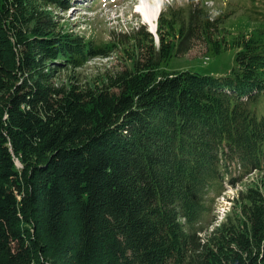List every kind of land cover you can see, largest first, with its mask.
Returning a JSON list of instances; mask_svg holds the SVG:
<instances>
[{"label":"trees","instance_id":"1","mask_svg":"<svg viewBox=\"0 0 264 264\" xmlns=\"http://www.w3.org/2000/svg\"><path fill=\"white\" fill-rule=\"evenodd\" d=\"M66 9L0 0V264H264L260 187L205 224L225 191L212 182L224 147L264 171V29L229 44L237 13L192 0L162 14L158 42L141 26L97 45L62 22ZM201 41L206 61L238 49L228 75L162 69ZM118 52L120 69L92 83L56 81L60 65Z\"/></svg>","mask_w":264,"mask_h":264},{"label":"rangeland","instance_id":"2","mask_svg":"<svg viewBox=\"0 0 264 264\" xmlns=\"http://www.w3.org/2000/svg\"><path fill=\"white\" fill-rule=\"evenodd\" d=\"M118 5L121 1L124 3L118 7L117 10L111 9L110 5L103 6L100 4V0H92L84 2L83 0H70L69 7L65 10H58L57 15L62 19V22L70 24L71 29L75 30L80 36L91 40L97 45L109 44L113 40L114 34L127 32H137L140 27L145 26V17L138 15V11L142 8L136 4H133L135 0H117ZM138 1V0H137ZM142 1V0H140ZM175 2V5L182 6L187 0H156V4L145 1L144 9L149 11L150 7L156 10L153 21H150L151 25H146V28L156 30L157 18L159 17V10L170 16V3ZM210 1V0H209ZM259 5L264 6V0ZM94 2L95 6L92 4ZM153 2V0H151ZM213 2V3H211ZM208 6L211 8V12L214 16H218L226 11L240 12L239 6H243L245 0H212ZM109 5V6H108ZM133 5V6H132ZM173 11V9H172ZM161 12V13H162ZM137 15V16H136ZM156 18V19H155ZM223 28L226 30V39L231 44L235 39L240 36L250 34L253 29H264V21L251 22L250 19L242 14L228 19L223 23ZM257 30V31H258ZM176 44V43H175ZM124 50V47H123ZM208 44L201 41L197 43L193 49V53L185 56H173L167 63L162 66V69L172 73L177 71H190L196 72L204 76H226L236 66V54L238 49L233 46L228 49H224L221 54H208L209 60L206 61L202 56L207 53ZM122 52L115 53L111 56H95L92 57L83 67L74 68L66 64L60 65L59 69H56L55 75H57L56 81L58 83L70 84L72 81L78 79L82 82L92 83L100 75H104L108 72H115L120 69L122 59L119 57ZM119 58V59H118ZM56 67V66H55ZM54 67V69H55ZM260 108L264 109V101L261 102ZM222 153H219L214 159H221ZM264 190V173H247L243 177L242 181L237 184L236 189L228 186L227 190L216 191L211 194V202L209 203V212L206 214V222L210 218L221 217L222 222H225L227 216L234 217L236 214H231L234 206V201L237 199L241 191H247L249 188H258ZM241 206H238V213L241 212Z\"/></svg>","mask_w":264,"mask_h":264},{"label":"bare ground","instance_id":"3","mask_svg":"<svg viewBox=\"0 0 264 264\" xmlns=\"http://www.w3.org/2000/svg\"><path fill=\"white\" fill-rule=\"evenodd\" d=\"M145 1H147L149 3H152V4H156V0H153V2H151V0H142V1L139 0L138 1V3L140 2L139 6H141V8H142L140 11H138V15L141 16V14H142V16L145 17L144 18L145 19V24L148 25V24L151 23L150 21H153L154 15L156 14V10H154L153 7H150L149 11H146L147 9L146 10L144 9L145 3H146ZM153 30H155L154 27H153Z\"/></svg>","mask_w":264,"mask_h":264}]
</instances>
